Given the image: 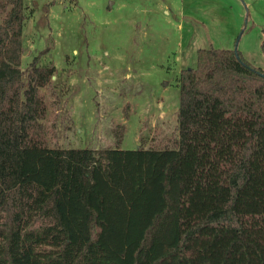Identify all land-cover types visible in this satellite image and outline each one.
Wrapping results in <instances>:
<instances>
[{
  "label": "trees",
  "instance_id": "obj_1",
  "mask_svg": "<svg viewBox=\"0 0 264 264\" xmlns=\"http://www.w3.org/2000/svg\"><path fill=\"white\" fill-rule=\"evenodd\" d=\"M28 7L0 0V264H264V70L199 48L172 146L124 149L120 128L111 148L49 149L55 68H21ZM40 151L47 178L25 180Z\"/></svg>",
  "mask_w": 264,
  "mask_h": 264
},
{
  "label": "rangeland",
  "instance_id": "obj_2",
  "mask_svg": "<svg viewBox=\"0 0 264 264\" xmlns=\"http://www.w3.org/2000/svg\"><path fill=\"white\" fill-rule=\"evenodd\" d=\"M27 4L21 68L34 56L40 66L55 68L41 89L49 149L111 148L120 128L124 149L172 146L178 136L179 72L195 66L199 48H236L264 70V0ZM49 157V151L33 153L25 180L47 178ZM99 187L108 200L118 196L114 185L101 181Z\"/></svg>",
  "mask_w": 264,
  "mask_h": 264
},
{
  "label": "water",
  "instance_id": "obj_3",
  "mask_svg": "<svg viewBox=\"0 0 264 264\" xmlns=\"http://www.w3.org/2000/svg\"><path fill=\"white\" fill-rule=\"evenodd\" d=\"M112 3H113V1H110L109 2V8L111 7ZM30 22H31V20H28V23H27V27H26V31L25 32H27L29 30ZM234 51H236V48L234 49ZM165 84H166V81H165Z\"/></svg>",
  "mask_w": 264,
  "mask_h": 264
}]
</instances>
